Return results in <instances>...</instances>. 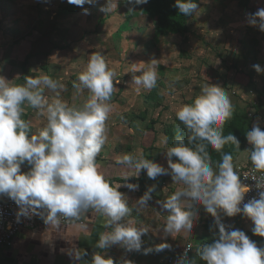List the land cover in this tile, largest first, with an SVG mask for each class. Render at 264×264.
<instances>
[{"label": "clouds", "instance_id": "1", "mask_svg": "<svg viewBox=\"0 0 264 264\" xmlns=\"http://www.w3.org/2000/svg\"><path fill=\"white\" fill-rule=\"evenodd\" d=\"M99 0H68L80 6L95 5ZM149 0H127L132 6L147 4ZM117 4H106L100 11L109 12ZM174 7L184 16H192L198 9L195 0H175ZM87 14V9H83ZM133 10V9H130ZM247 15V23L264 32V8ZM253 69L264 73V67L254 64ZM135 71V69H134ZM101 53L90 55L86 69L79 75L80 84L90 92L81 106H68L61 99L49 103L44 96L45 89L56 90L63 85L48 75L26 76L24 84H14L0 75V197L6 196L18 208L17 222L21 218L39 216L48 224L59 223L60 216L79 218L82 212L94 209L106 216V228L95 247L106 250L118 246L125 252L160 253L171 250L168 237L181 230L192 232L193 213L186 208V201L199 202L205 212L213 218L209 230L214 232L213 242L204 244L198 255L206 264H264V247H259L246 233L226 224L222 218L242 215L252 222L253 235L264 238V182L255 181L258 196L245 200L249 187L242 183L234 169L233 157L224 153L214 169L207 144L217 152L229 142L240 148L239 139L232 133L223 135V124L233 114V106L227 93L219 84L207 83L201 94L190 104L181 105L176 118L188 131L187 142L179 131L173 146L167 149V167L143 157L125 154L119 163L135 172L136 178L142 170L149 179L170 175L173 181L182 182V189L170 194L164 201L157 202L168 212L161 242L154 247H144L142 237L148 234L146 228L137 227L132 219L124 221L129 213L125 194L119 191L126 187L138 191L139 184L125 183L116 187L105 179L97 167L96 157L107 139L105 121L112 106L111 100L116 82ZM132 84L150 90L157 83V66L149 65L140 75L132 76ZM25 106L42 110L47 124L38 134L29 135V123L22 116ZM246 139L252 145L250 160L257 171H264V130L253 123L246 132ZM206 141L207 144L202 143ZM167 143V139H165ZM176 158L175 160L173 158ZM29 166L22 171V165ZM133 176H126V181ZM156 185L137 199V205L146 207L153 199ZM242 205V206H241ZM191 245L186 246L177 258L176 264H192L188 256ZM87 250L77 251L72 259L82 260ZM92 264H115L103 252H95ZM122 264H133L124 260Z\"/></svg>", "mask_w": 264, "mask_h": 264}, {"label": "crops", "instance_id": "2", "mask_svg": "<svg viewBox=\"0 0 264 264\" xmlns=\"http://www.w3.org/2000/svg\"><path fill=\"white\" fill-rule=\"evenodd\" d=\"M15 9L17 12L26 11L24 8ZM17 24L11 23L9 28H7L6 34H9V37L11 36L13 39L8 40L6 38L7 43L5 44L7 49L5 57L0 58V67L2 68L0 75L14 84H24L26 76L37 77L47 75L43 68L49 66L46 64L48 58L44 60V65H40L37 68L34 65L31 66L34 54L31 55V50L29 49L21 61L20 68H17L20 70L18 76L17 72H15L16 67L14 64L11 65L12 61L9 49L11 47H18L23 42L38 43L41 40V32L38 28L36 30L37 33L31 36L33 29L24 31ZM257 32L263 39L257 43V40L252 42L255 44L244 42L243 46H240L241 48L237 47L235 52L232 51L228 54V58L222 63L223 70L220 69V63L216 67H206L200 71L201 80L204 85L207 83L221 85L229 96L233 109L246 113L248 131L251 130L254 122L259 124L261 129L264 130V73L258 74L252 67L254 64L264 67V32H261L259 29ZM2 43L0 42V46H5ZM54 46H56L55 43ZM56 47L58 49L59 46ZM29 55H31L29 64L23 73V63ZM64 62L63 58L61 62H54L49 67L51 70L52 68L54 69L48 76L58 81L59 84H66L63 88L56 90L46 88L44 96L49 103L58 97L68 106L79 107L89 98L90 92L88 89L83 88L82 85L79 89L73 86L74 83L80 84V82L78 79L73 80L74 75H67L68 71L65 72L64 67L62 68ZM4 66L6 67L3 70ZM229 66H232V68L229 69ZM122 94L121 88L118 90L114 89L109 101L112 111L105 121L107 139L96 157L97 167L113 187L129 182L139 184L138 191H129L126 187L119 189V191L125 194L129 207V213L124 217V221L132 219L137 227L146 228L148 234L142 237L144 247H154L163 242L161 240V236L163 235L162 230L169 215L168 212L161 209L157 202L164 201L170 194L185 186L182 182L173 181L170 175H161L155 180H151L147 177L144 170L136 178L134 177V170L126 168L119 161L122 160L125 154H131L137 158L143 157L153 160L167 167L165 153L169 146L165 143V139L168 140V136L164 132L173 126L176 120L165 125L152 122L154 120L152 118L149 120L148 117L151 116V113H148L150 110L148 111L147 106L150 103L145 102L144 98L141 99L145 103L139 105L145 108L143 111L137 113L135 109L130 114L122 112V98H124ZM141 95L140 97H142ZM146 103L148 104L145 105ZM132 105V109L135 106L137 107L135 103ZM41 112L42 110L40 109L25 106L22 118L29 123V135L38 134L46 126V112L45 114H41ZM251 149L252 145L248 143L245 135L241 149L233 156L234 169H241L249 165L254 166L250 160V152L247 151ZM173 159L175 160L176 158L174 157ZM28 168L27 163L22 165V171H27ZM126 176H133V178L126 181ZM150 185H156V190L152 193L153 199L149 201V205L146 207L138 206L137 199L143 195ZM186 208L193 213L198 211V217L193 216L194 226L192 232L181 230L179 233L173 234L172 237H168L167 243L172 245L171 250L165 249L160 253L152 252L145 255L142 251L125 252L118 246H112L106 250L97 249L95 243L100 234L111 231V229L105 227L108 218L90 208L82 212L78 219L73 218L82 221L83 225H46L44 222H41L32 230L22 229L15 236L11 248H0V264H92V256L95 252H100L101 254L104 252L106 258H112L115 264H122L124 260H130L133 264H166L168 258L174 256L186 244H190L193 247L192 264H206L205 261L200 259L198 252L204 244L211 243L216 238L214 232L209 230L213 218L205 212L203 206L199 205V202L186 201ZM224 222L231 226L233 225L232 221ZM242 222H244L242 225L234 228L247 232L253 226L249 219L242 220ZM82 250L88 251V255L82 260L77 261L70 258L75 252Z\"/></svg>", "mask_w": 264, "mask_h": 264}, {"label": "rangeland", "instance_id": "3", "mask_svg": "<svg viewBox=\"0 0 264 264\" xmlns=\"http://www.w3.org/2000/svg\"><path fill=\"white\" fill-rule=\"evenodd\" d=\"M247 1L244 6L241 0H197L198 9L189 19L188 32L161 34L153 25L149 2L132 6L127 0H110L117 6L105 13L99 9L106 4V0H99L95 5L85 4V14L80 6L68 3V0H0V42L5 44L6 38L13 39L6 34L11 23H18L24 31L39 28L41 40L38 43L23 42L9 49L11 65L16 67L18 76L20 70L17 68H20L29 49L31 55L34 54L31 66L37 68L44 65V60L48 58L46 64L51 67L63 58L62 68L68 71L67 75L77 76V79L86 69L90 55L101 53L108 68L115 74V90L122 89V112L127 114L135 109L137 113L143 111L145 108L139 105L145 102L140 95L145 97L150 91L143 88L137 91V86L131 83L132 76L140 75L149 65H156L157 83L152 93L158 98L145 105L148 104V113H151L148 119L165 125L177 120L176 111L181 105L192 103L201 94L204 86L200 74L202 69L221 63L220 69L223 70L222 63L237 47L243 46L244 42L257 40V43L263 39L257 32L259 28L247 23L246 14L264 8V0ZM60 3L62 6L71 4L74 8L69 20L57 19ZM15 8L26 11L17 12ZM105 16L107 22L97 26V21ZM122 24L124 29L119 32ZM53 42L59 46L58 49L54 48ZM6 47V44L0 46V58L5 57ZM134 103L137 107L132 109ZM174 132L177 133V130ZM247 219L243 216L234 219L232 226H240L244 223L242 220ZM251 228L245 232L246 235L259 247H264V238L253 235Z\"/></svg>", "mask_w": 264, "mask_h": 264}, {"label": "trees", "instance_id": "4", "mask_svg": "<svg viewBox=\"0 0 264 264\" xmlns=\"http://www.w3.org/2000/svg\"><path fill=\"white\" fill-rule=\"evenodd\" d=\"M197 3V0H195ZM243 2V5L246 6L248 3L247 0H241ZM149 3L151 5L150 8V17L153 21V25L156 28L157 32L161 34L165 33H174V34H184L188 32V24H189V19L192 16H184L179 13L178 9L174 7L175 0H149ZM73 7L72 5H67V6H62V3H60L59 9L57 10V19H65L69 20L72 15L74 14L73 12ZM72 12V13H71ZM70 17V18H69ZM107 22V16L104 18L101 17L97 21V26L104 25ZM56 25V24H55ZM122 24V29L118 28L121 32L123 28ZM118 32V31H117ZM115 32V33H117ZM34 33H37L36 28L32 30L31 36H34ZM56 46H54L55 48ZM31 55L27 56L24 63H23V73L25 72L26 67L28 66V62L30 59ZM43 70L47 75L52 71L49 69V67H44ZM77 79L76 76H73V80ZM158 88H156V91ZM153 88L150 89L148 94H145L146 96L144 97L143 95L142 98L144 97L145 102L151 103L157 101L155 96V93H152ZM150 93H152L150 95ZM161 116H159L160 118ZM247 116L246 113L237 111L236 109H233V114L231 118H229L227 121L224 122L223 124V135L227 136L229 133L234 134L240 141V148H238L236 145L232 144L231 142L225 144L222 148L221 151L217 152L212 148L210 144H207L206 141H202V143L207 144V151L211 157V161L213 164V167H216V165L221 161L222 155L224 153H230L232 157L241 149L246 132L248 131V126H247ZM174 130L179 131V133L184 136L185 141L187 142V136H188V131L186 130L185 126L183 125L182 122H180L178 119L176 120V123L169 127L166 130V135L168 136L167 144L169 147L173 146V141L174 137L177 133L174 132Z\"/></svg>", "mask_w": 264, "mask_h": 264}, {"label": "built area", "instance_id": "5", "mask_svg": "<svg viewBox=\"0 0 264 264\" xmlns=\"http://www.w3.org/2000/svg\"><path fill=\"white\" fill-rule=\"evenodd\" d=\"M243 184L249 187V192L245 194L244 202L249 199L258 196L259 189L255 186V181L264 182V171H257L254 166L249 165L241 169H235ZM255 180V181H254ZM242 206V205H241ZM18 211L17 205L6 196L0 197V248H11L13 246L15 236L22 229L32 230L36 228L43 220L39 216H32L31 218H21L20 222H17L16 212ZM224 221H232L242 217V215H236L234 217L223 216ZM58 225L73 226L83 225L82 221H78L73 218H66L60 216ZM184 245L174 256L168 258L166 264H176L177 258L183 253L186 246ZM193 253V247L189 251L188 256L191 258Z\"/></svg>", "mask_w": 264, "mask_h": 264}]
</instances>
